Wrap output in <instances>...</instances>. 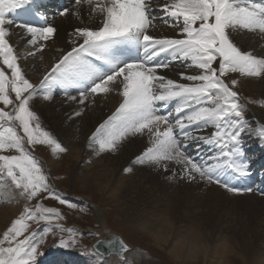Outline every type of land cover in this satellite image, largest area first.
<instances>
[{
  "label": "snow or ice",
  "instance_id": "snow-or-ice-1",
  "mask_svg": "<svg viewBox=\"0 0 264 264\" xmlns=\"http://www.w3.org/2000/svg\"><path fill=\"white\" fill-rule=\"evenodd\" d=\"M33 4L0 0V188L10 186L23 201L0 238V264H39L46 240L30 231L33 224L45 225V236L59 233L60 248L75 247L84 235L64 227L60 208L45 205L51 200L69 210L80 207L57 191L33 154L37 146H47L57 158L69 151L42 127L34 107L41 94L42 101L51 102L55 89L77 105L70 119L82 116L97 97H119L118 106L87 138V147L100 158L117 155L125 142L146 139L144 149L123 169L126 174H133L134 166H148L170 173V180L217 185L235 195L253 192L229 185L221 174L251 175L246 138L264 144V124L246 119L247 107L234 90L239 77L264 78V57L242 51L230 38L238 30L264 36V3L73 0L71 15L84 24L81 7L87 6L95 23L68 34L70 50L63 51L38 83L27 77L10 40L12 28L23 30L31 49L27 56L35 57L57 38L58 29L46 17L43 26L12 18ZM69 13V8L58 11L60 17ZM160 13L179 38L150 34ZM173 64L184 69L180 81L187 83L160 74ZM205 151L211 154L202 155ZM107 246L129 264L124 254L131 249L122 240L113 238Z\"/></svg>",
  "mask_w": 264,
  "mask_h": 264
},
{
  "label": "bare ground",
  "instance_id": "bare-ground-1",
  "mask_svg": "<svg viewBox=\"0 0 264 264\" xmlns=\"http://www.w3.org/2000/svg\"><path fill=\"white\" fill-rule=\"evenodd\" d=\"M64 1H67L66 8L70 9L68 17H60L58 14L55 15L53 10L48 9L43 10V12L49 11L44 16L38 12V8L42 7L43 4L56 3L57 0H50L45 3L41 0H35L29 8L18 10L17 13L12 14L15 21H27L39 26L45 24L46 17L47 22L52 23L58 29L57 38L54 41H49V46L43 52L31 57L27 56L28 51L31 49L25 43L26 34L21 29L12 28L13 34L10 40L18 48V55L21 57L20 63L27 77L34 83H38L43 75L51 70L63 51L70 50L71 45L68 43V34L75 27L95 23L88 16L89 9L87 6L81 7L84 20V24H82L71 15V12L75 11L73 0ZM163 2L164 0H162ZM254 2L264 3V0H254ZM49 7L54 8V5ZM161 17H163V13H160L156 27L150 30V34L157 38H179L177 37V29L169 27L163 22V19L169 18L163 17L161 19ZM230 38L237 43L242 51H251L253 55L264 57V36L259 33L238 30L231 33ZM182 71H184L182 67L173 64L170 69L162 70L160 74L187 83V81H180L179 73ZM188 71L194 70L190 69ZM242 82L249 92L264 95V78L243 77ZM54 91L56 94L51 102L42 101L41 94L38 96V102L34 107L38 114L40 113L42 121H46L44 125L52 131L54 137L69 148L66 155H62L63 157H69L70 163L76 164L75 175L79 183H82L83 193L87 188L91 189L90 187H92L96 190V194L107 200L109 199L117 211L124 215V219L131 224L134 230L152 239V244L164 253V259L167 263L203 264L206 260V264H213L212 255L215 253H212L211 250L214 248V246L212 248V244L216 241L215 235L220 234L219 237L221 236L224 240L223 234L230 230V227L235 231H244V225L248 226L249 224L250 228L251 219L254 216L249 220L250 223L243 221L242 217H248L249 219L252 214H257V216L259 214V220L262 217L261 220L257 224H251L255 228L254 237L251 236V240L253 241L254 238L257 242L253 241L249 244L251 246L258 244V248L261 246L263 248H259L256 252L254 251L256 247H244V249H241L242 253L240 254L242 255H239L237 264H264V194L261 195L260 193V190L264 188V178L262 182L257 184L258 187L252 193L235 195L228 193L217 185L209 186L195 182L189 184L179 179L170 180L168 179L170 173H164L148 166H134V173L126 174L123 169L130 166L135 156L144 149L147 144L146 139L131 143L125 142L121 152L117 155H104L100 158L91 155L87 147V138L99 123L107 119L115 107L118 106L119 97L109 96L107 99L97 97L96 104L87 108L82 116L70 119L69 116L77 105L67 101L59 89ZM246 119L254 120L253 123L257 126L260 125V122H264L262 117L258 116L252 109L248 110V108ZM210 131L212 129H208V132ZM260 148H264V146L261 145V142H257L251 147L246 145L245 151L246 154H253L257 151L260 152ZM202 155L206 154L203 152ZM260 157L256 161H250V164L252 163V166L256 168L264 164V151H261ZM49 160L52 165L56 163L62 165L57 159L50 158ZM85 196H87V199H83L86 201L88 198L90 199V201L88 200L89 204L97 219L98 234L102 237L106 236L108 231L109 234H114L115 232L111 230L108 222L103 218L99 206L94 205L93 197L90 194ZM17 200L18 196L10 189V186L0 188V230L5 228L18 214V208L15 204ZM197 222L200 223L198 226ZM176 237H181L180 241L178 240L179 243L171 244L170 239L175 240ZM219 249L221 248L219 247ZM225 252H222V260L219 261V256H217L216 259L219 262L215 264H230L227 261L229 259L225 256ZM132 254L131 261L134 262L133 264H155L146 262V259H143L139 254ZM111 259L114 260L115 258ZM43 264L80 263L78 259L62 255L61 258L56 257L52 261Z\"/></svg>",
  "mask_w": 264,
  "mask_h": 264
},
{
  "label": "rangeland",
  "instance_id": "rangeland-1",
  "mask_svg": "<svg viewBox=\"0 0 264 264\" xmlns=\"http://www.w3.org/2000/svg\"><path fill=\"white\" fill-rule=\"evenodd\" d=\"M230 76L237 77L238 74H230ZM242 78L243 77H239V83L237 84L235 88L236 91L239 93V95H241L247 101L245 103H247V105L250 106L252 111L257 113V115L262 117V119L264 120V106H261V105H264V95H262V93L257 94V93L249 92L248 88L243 84ZM226 82L230 83L229 80H226ZM249 101H251V103H249ZM250 108L248 107V110ZM44 123L46 124V121L45 120L42 121L41 119L42 127H44L45 130L49 131L52 134V131L48 129V127H46ZM260 124H264V122H260ZM33 154L41 162L45 170V173L50 175V177L52 178L51 183H53L56 186L57 191L61 195L65 196L67 199L79 205L80 207L74 210H69L66 208V206H61L58 204V202H54L51 200L44 201L45 205L46 206L55 205L56 207L61 209L62 213H64L66 216V220L61 222L64 225V227L75 228L78 233H84L82 238H78V242L75 247L65 249V248H60L57 246L58 237L60 235L59 233H53V234L45 236L43 229L46 226L43 224L41 225L33 224L30 231L37 232L39 234L36 237L37 239L44 237V239L46 240V243L42 245L41 247V251L44 254L38 257L39 264L52 261L56 257L61 258L62 255H67V256H71L72 258L78 259V262L80 264H119V262L115 263V261L113 260L112 261L111 260H108V261L101 260L96 255L91 253V251L88 249L89 246L92 245L96 239V237L93 235L92 232L97 230V223H96L97 219L94 215V211L91 209V205L89 204L90 199L88 198L89 201L88 200L86 201L83 199V198L87 199V196H85L86 194L87 195L90 194V196L93 197L94 205L99 206L98 208L103 218L108 222V225L111 228V230L117 233L118 235H120V237L132 248V250L127 254V257H126V259L129 261V264L134 263L133 261H131L132 260L131 256L133 255L132 253L141 255L143 259H146V262L148 263L156 264L157 262V264H169L164 259V253L152 244V239L144 235L143 233H140L134 230L131 224L124 219L123 217L124 215H121V213L117 211V209L113 206V203H111L109 199L107 200L103 196L96 194V190L93 189L92 187H90L91 189L87 188L85 193H83L84 191H82V183L81 182L79 183V180L76 178L77 176L75 175L76 174L75 171L77 170L76 164L70 163L69 157H63V155H66V153L63 155L61 154L60 155L61 158L60 157L57 158L51 154L50 149H48L47 146H37ZM49 157L59 160L62 165H60L59 163H56V164H53L55 165L53 166L49 160L50 159ZM15 204L17 205V208H18V214L15 217L17 218L20 211L22 210L23 201L20 200L18 197V200L15 202ZM242 218H243V221L245 220L248 223H250L249 220L252 218L251 219L252 222L250 223V228H249V224L248 226L244 225L245 232L235 231L234 229H232V227H230V230H228L226 233L223 234V238L225 241L222 240L221 236L219 237L220 234L215 235L216 241L212 244V248L214 246L215 249L213 248V250H211L212 253L216 254V255L215 254L212 255L213 260H214L213 264L222 260L221 255H222V252L224 253L225 251H226L225 256L229 259L227 260L228 263L230 262V264H235V263L237 264L239 262V258H238L239 255H242L240 254L242 253L241 249H244V247L246 246H248L249 248L256 247V250H254L256 252L259 248L260 249L263 248V246H261L262 248L261 247L258 248V244H254V245L252 244L253 246L249 244L253 241H256L254 238H253V241L251 240L252 239L251 236L254 237L253 234L255 233L254 232L255 228L251 226V224L252 223L257 224V222H259L262 217L259 220V214L258 216L257 214H252L251 216H249V219L248 217H242ZM199 224L200 223L197 222V226ZM7 225H10V223H8ZM252 227L253 229L251 230ZM5 228L0 230V238H2V234ZM64 235L66 237L67 234L65 233ZM180 239L181 237H176L175 239L176 241H175L173 238H171L170 243L171 244L179 243L178 240L180 241ZM219 247L221 249H219ZM217 256H219V258ZM216 258H218L219 261ZM204 263L206 264V260L205 262H203V264ZM121 264H124V263H121Z\"/></svg>",
  "mask_w": 264,
  "mask_h": 264
},
{
  "label": "water",
  "instance_id": "water-1",
  "mask_svg": "<svg viewBox=\"0 0 264 264\" xmlns=\"http://www.w3.org/2000/svg\"><path fill=\"white\" fill-rule=\"evenodd\" d=\"M92 233L96 236V239L94 243L89 246V249L102 259H107L112 261L113 259L111 258H115L114 260H116L117 262L123 263V260L119 258L116 254L112 253L111 249L108 248L107 246V242L113 238L117 240H122L129 247V249L132 250V248L120 236L116 235L115 233L109 234L108 231V234L103 237L100 234H98L97 230L93 231ZM127 254L128 253L124 254L125 258L127 257ZM116 261L115 263H117Z\"/></svg>",
  "mask_w": 264,
  "mask_h": 264
}]
</instances>
